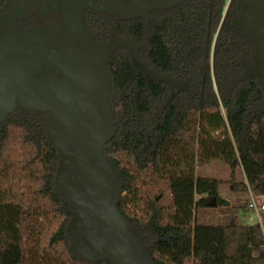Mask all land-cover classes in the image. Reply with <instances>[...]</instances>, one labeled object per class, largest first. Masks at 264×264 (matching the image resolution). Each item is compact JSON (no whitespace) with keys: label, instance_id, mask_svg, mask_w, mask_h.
Here are the masks:
<instances>
[{"label":"trees","instance_id":"trees-1","mask_svg":"<svg viewBox=\"0 0 264 264\" xmlns=\"http://www.w3.org/2000/svg\"><path fill=\"white\" fill-rule=\"evenodd\" d=\"M226 1L185 0L154 21L140 16L118 27L142 63L177 81L175 90L136 68L124 47L108 60L113 131L103 156L118 177L116 207L157 264H264L262 226L236 213L251 192L264 194V89L246 71L254 47L236 25L238 1L220 23ZM49 114L17 98L0 120V264H111L72 249V209L55 183L59 152L45 132ZM215 160L230 168L235 202L177 204L172 184L208 182L196 169ZM246 207L253 209L250 198Z\"/></svg>","mask_w":264,"mask_h":264},{"label":"water","instance_id":"water-1","mask_svg":"<svg viewBox=\"0 0 264 264\" xmlns=\"http://www.w3.org/2000/svg\"><path fill=\"white\" fill-rule=\"evenodd\" d=\"M181 1L136 0V6L143 9L136 14L145 15L155 8L170 7ZM236 25L248 35L254 47V62L247 64L246 71L256 76L264 89V7L248 3L241 9ZM42 31L31 28L6 33L7 65H0V120L13 109L14 94L30 81L33 69L58 68V72L30 82L25 88L24 101L50 111L45 132L59 152L55 183L72 209L67 225L73 239L72 249L90 261L157 264L118 211V177L103 156L104 145L113 131L107 62L114 49L124 47L136 68L167 81L173 90L178 83L142 63L139 48L129 37L112 35L102 44L77 43L55 50L49 47ZM221 202V198L213 196L207 204Z\"/></svg>","mask_w":264,"mask_h":264},{"label":"flooded vegetation","instance_id":"flooded-vegetation-1","mask_svg":"<svg viewBox=\"0 0 264 264\" xmlns=\"http://www.w3.org/2000/svg\"><path fill=\"white\" fill-rule=\"evenodd\" d=\"M183 1L185 0L170 7L155 8L145 15H137L136 13L142 12L143 9L136 6V0H0V65H7L8 45L5 36L11 30L39 28L46 34L49 47L55 50L77 43L102 44L112 35L118 36V27L123 20L148 15L149 20L154 21L155 13L160 16L161 12L174 8ZM231 1H226L223 18ZM235 1L240 4L239 16L241 9L250 2L264 7V0ZM210 65H213V59ZM58 70L56 67L47 66L33 69L30 81L16 90L14 101L17 98L24 100L25 88L30 82L41 76L54 74Z\"/></svg>","mask_w":264,"mask_h":264},{"label":"rangeland","instance_id":"rangeland-1","mask_svg":"<svg viewBox=\"0 0 264 264\" xmlns=\"http://www.w3.org/2000/svg\"><path fill=\"white\" fill-rule=\"evenodd\" d=\"M222 16L220 19V23L223 18ZM217 30H219V25L217 27ZM213 47L214 45L212 44V48ZM210 69H211V73L213 74V65H211ZM212 84L215 90V94L220 102V108L223 111V113H225L224 107L222 105L219 96V91L217 88V83L215 81L214 75L212 76ZM246 96H247V89L242 91L239 101V107L235 112L236 115L234 116V118L236 119L237 122H239V113L243 108V102L245 101ZM229 173H230L229 166L225 162L220 160H215L205 165H199L196 169V177L206 178L208 182L195 181L190 184H183V183L172 184V187L170 189L171 195H173L176 203L181 205H191L193 207L202 206L207 204V202L213 196L221 198L222 202L216 203L218 206L228 205L231 202H235L237 196L236 193H234V191L231 189L229 183H227V179L229 178ZM237 178L239 180L242 178L244 179L243 173L239 170L237 171ZM247 197L248 198L246 199V203L249 198L250 200L253 198L259 208H260V204L264 203V194L262 193H254L251 195H247ZM224 200L229 201V203L228 204L223 203ZM246 203L244 207L236 209L238 218H240L242 221L245 222L248 221L249 223L250 222L259 223L264 230V209L260 208V211H258V213L254 212L253 209H249L246 207ZM214 212H216V210Z\"/></svg>","mask_w":264,"mask_h":264},{"label":"built area","instance_id":"built-area-1","mask_svg":"<svg viewBox=\"0 0 264 264\" xmlns=\"http://www.w3.org/2000/svg\"><path fill=\"white\" fill-rule=\"evenodd\" d=\"M251 194H252V192L250 193V195ZM251 206L253 207L254 212H257V213H258V211H260V208L264 209V204H260V208H259L257 203L255 202V200L253 198L251 199Z\"/></svg>","mask_w":264,"mask_h":264},{"label":"crops","instance_id":"crops-1","mask_svg":"<svg viewBox=\"0 0 264 264\" xmlns=\"http://www.w3.org/2000/svg\"><path fill=\"white\" fill-rule=\"evenodd\" d=\"M172 187V186H171ZM173 196V195H172ZM261 204H264V203H261Z\"/></svg>","mask_w":264,"mask_h":264}]
</instances>
